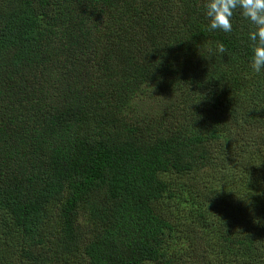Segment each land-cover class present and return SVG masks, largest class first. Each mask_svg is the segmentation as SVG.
<instances>
[{"label": "trees", "instance_id": "obj_1", "mask_svg": "<svg viewBox=\"0 0 264 264\" xmlns=\"http://www.w3.org/2000/svg\"><path fill=\"white\" fill-rule=\"evenodd\" d=\"M204 4L0 0V264H264L255 26Z\"/></svg>", "mask_w": 264, "mask_h": 264}, {"label": "clouds", "instance_id": "obj_2", "mask_svg": "<svg viewBox=\"0 0 264 264\" xmlns=\"http://www.w3.org/2000/svg\"><path fill=\"white\" fill-rule=\"evenodd\" d=\"M204 9L209 30L219 29L225 33L232 31L234 13L240 10V14L255 26L249 33L253 42L251 66L257 73L264 70V0H205ZM217 50L224 52V45L220 43Z\"/></svg>", "mask_w": 264, "mask_h": 264}]
</instances>
